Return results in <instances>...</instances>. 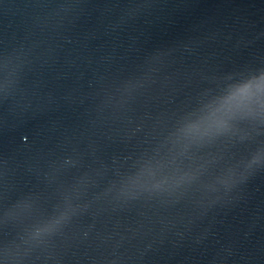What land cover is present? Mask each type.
<instances>
[{"label":"water","instance_id":"water-1","mask_svg":"<svg viewBox=\"0 0 264 264\" xmlns=\"http://www.w3.org/2000/svg\"><path fill=\"white\" fill-rule=\"evenodd\" d=\"M0 264H264V0H0Z\"/></svg>","mask_w":264,"mask_h":264}]
</instances>
